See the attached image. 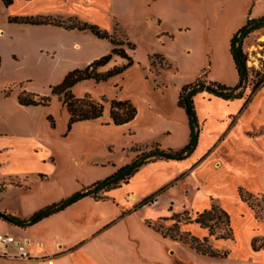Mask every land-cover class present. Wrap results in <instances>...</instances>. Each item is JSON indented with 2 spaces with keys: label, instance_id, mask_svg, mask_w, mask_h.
<instances>
[{
  "label": "rangeland",
  "instance_id": "1",
  "mask_svg": "<svg viewBox=\"0 0 264 264\" xmlns=\"http://www.w3.org/2000/svg\"><path fill=\"white\" fill-rule=\"evenodd\" d=\"M8 15H43L60 20L76 15L77 20L97 24L124 42L122 46L134 61L131 66L107 81L85 80L73 88L78 97L89 94L104 102L100 118L79 121L69 128L70 115L53 93V86L71 70L110 54L113 43L89 30L9 22ZM262 15L264 0H109L101 11L81 5L80 0H16L11 7L0 0V232L24 237L11 222L2 219L1 213L29 217L84 185L112 175L141 150H149L155 141L163 148L180 143L182 130L176 131L169 122L182 87L200 76L238 84L231 39L249 18ZM128 41L135 48L130 49ZM244 50L254 69L253 78L263 69V31L247 37ZM127 62L114 54L99 70ZM25 90L49 98L48 103L21 105L18 96ZM5 91H9L8 96ZM114 98L131 99L138 116L127 124L115 125L110 115ZM187 185L195 187L196 183L191 178L162 192L167 194L165 199L179 198L175 208L164 199L154 208L145 207L141 213L151 217L148 224L167 229L175 222L171 219L174 213L187 210L193 219L215 204L229 212L234 237L209 236L215 248L229 252L225 258L198 254L180 241L169 242L172 264H264V250L255 251L252 246L254 238L263 236L264 219L240 199L239 192L223 190L211 182L202 194L185 195ZM162 186L154 184L151 193ZM257 196L262 200L263 193ZM127 199L135 198L129 195ZM183 216L180 231L208 236L207 229L185 222Z\"/></svg>",
  "mask_w": 264,
  "mask_h": 264
},
{
  "label": "crops",
  "instance_id": "2",
  "mask_svg": "<svg viewBox=\"0 0 264 264\" xmlns=\"http://www.w3.org/2000/svg\"><path fill=\"white\" fill-rule=\"evenodd\" d=\"M1 1L5 7H11L16 2L13 0L10 6H6ZM80 1L81 5L87 4L94 11H101L109 3V0ZM14 16L26 15H8L7 20ZM68 18L78 17L73 15ZM99 56H93L87 62ZM262 91L264 84L246 105V96L226 100L208 92L198 93L194 101L201 130L197 146L189 157L183 160H156L146 163L128 183L107 193L111 199L95 200L87 196L34 225L20 227L12 223L15 230L24 233L23 238L14 236L26 243L29 251L37 257V264H172L168 257V245L172 247L171 243L179 240L164 237L149 226L148 219L151 217L142 215L141 211L145 207L154 208L163 199L173 203L174 207L179 198L169 196L165 199L163 197L167 194L162 193L151 206H133L156 192L151 193V187L156 183L165 188L170 187L171 190L175 185L191 178L196 186L187 185L186 193L184 189L185 195H200L202 189L209 187L208 183L211 182H215L223 190L232 189L238 192L239 187H243L256 195L263 193ZM138 113L139 111L136 117ZM169 123L176 131L182 130L183 139L167 148L183 147L190 138L185 109L178 106ZM210 193L211 191L205 193V196L209 197ZM133 194L136 198L128 200L127 197ZM126 209L131 210L125 212ZM199 235L206 236L204 232L196 236ZM0 264L28 262L20 257L18 246L11 244L0 248Z\"/></svg>",
  "mask_w": 264,
  "mask_h": 264
},
{
  "label": "trees",
  "instance_id": "3",
  "mask_svg": "<svg viewBox=\"0 0 264 264\" xmlns=\"http://www.w3.org/2000/svg\"><path fill=\"white\" fill-rule=\"evenodd\" d=\"M6 6H10L13 0H3ZM9 22L29 23V24H53L64 26L69 29L89 30L97 37L110 40L114 47L110 54L104 55L95 59L84 68H76L71 70L64 80L53 86V93L60 97L63 106H65L70 115L69 128L79 121H87L98 119L103 115L105 105L104 102L93 99L89 94L83 97H78L74 94L73 88L80 82L85 80H94L96 82L107 81L111 77L122 73L125 69L133 64L132 57L127 50L122 46L123 41L117 40L107 30L101 29L97 24L81 22L77 18L69 20H60L52 17L40 16H14L9 18ZM263 31L264 34V15L257 18H249L239 30H237L230 43V50L235 61L238 73L239 82L232 86L218 81L208 80L202 76L195 81L186 84L182 87L178 99V106L185 109L190 127V138L187 144L183 147L175 149L172 147L163 148L159 142H155L149 150H141V153L136 158L119 168L112 175L97 180L91 184L84 185L80 190L65 196L58 201L47 204L38 210L34 211L29 217H21L10 213H1L4 220L9 221L21 227H28L36 224L42 219L66 209L68 206L79 201L80 199L91 196L95 200H108L111 197L107 194L109 191L121 187L128 183L130 178L146 163L156 160H183L189 157L197 146L200 134V122L198 119L194 97L201 92H208L211 95L224 98L226 100H234L246 96L245 105L251 99V96L264 84V60H262L261 71H257L252 78L254 69L249 66L248 53L244 50V41L252 33ZM127 45L130 49L135 48L132 42L128 41ZM114 54H118L128 60L126 64L115 65L114 67L101 71L99 68L107 64ZM257 77V79H255ZM252 86V88H251ZM5 95H9V91H5ZM18 101L21 105L37 106L48 103L49 98L39 96L33 93H28L26 90L18 96ZM138 109L130 99H112L110 115L115 125H123L131 122L137 115ZM165 187H161L150 196L144 198L140 202V206L152 203L157 200V197L162 194ZM240 199L255 211L257 217L264 219V192L262 200L259 197L246 190L243 187L238 189ZM263 203V205H262ZM189 223H197L202 228L207 229L209 234L200 238L192 234L190 231H180L181 217ZM175 222L171 227L163 229L160 226H154L149 223L156 231L160 232L164 237H169L174 240H179L198 254L225 258L228 256V251H221L215 248L209 242V236H215L216 239H233V229L231 227V217L229 212L219 205H212L210 209L198 212L195 218H191L187 210L183 214L174 213L171 216ZM255 251L264 250V233L262 237H256L252 242Z\"/></svg>",
  "mask_w": 264,
  "mask_h": 264
},
{
  "label": "built area",
  "instance_id": "4",
  "mask_svg": "<svg viewBox=\"0 0 264 264\" xmlns=\"http://www.w3.org/2000/svg\"><path fill=\"white\" fill-rule=\"evenodd\" d=\"M11 244L18 246L20 257L25 259L28 264H37V257L29 251L26 243L19 241L14 235L0 232V248L7 247Z\"/></svg>",
  "mask_w": 264,
  "mask_h": 264
},
{
  "label": "bare ground",
  "instance_id": "5",
  "mask_svg": "<svg viewBox=\"0 0 264 264\" xmlns=\"http://www.w3.org/2000/svg\"><path fill=\"white\" fill-rule=\"evenodd\" d=\"M132 197H133V198H136V195H135V194H133V195H132Z\"/></svg>",
  "mask_w": 264,
  "mask_h": 264
}]
</instances>
